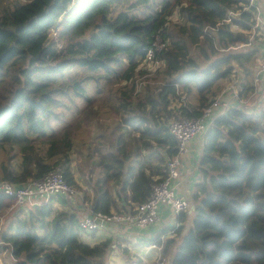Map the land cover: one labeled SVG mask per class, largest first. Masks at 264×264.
I'll return each mask as SVG.
<instances>
[{
  "label": "trees",
  "instance_id": "trees-1",
  "mask_svg": "<svg viewBox=\"0 0 264 264\" xmlns=\"http://www.w3.org/2000/svg\"><path fill=\"white\" fill-rule=\"evenodd\" d=\"M5 2L0 0L1 180L21 184L62 166L68 183L76 185L70 155L79 124L64 113L84 99L80 121L87 124L99 110L87 84L96 80L99 93V80L116 77L113 97L123 125L113 140L95 146L102 174L93 184L91 208L128 211L149 197L165 175L166 160L176 153L165 123L181 94L196 93L197 103L181 109L199 115L218 82L233 74V63L242 69L239 94L246 98L254 91L257 50L219 51L248 40L245 33L218 25L244 0ZM252 17L243 11L235 25L249 29ZM53 26L60 27L65 45L59 47L48 35ZM158 39L163 46L154 55L164 65L153 73L163 81L142 87L135 77L146 71L137 66ZM72 68L80 72L69 76L78 70L68 73ZM204 138L201 179L192 195L195 209L187 226L186 211L177 215L183 224L176 228L179 240L168 264H264V106L252 112L226 110L213 119ZM108 182L116 188L117 201ZM6 200L0 197V211ZM78 221L67 197L19 206L0 232V256L8 244L14 264H105L114 249L111 239L93 245L80 241ZM175 242L167 239L163 252Z\"/></svg>",
  "mask_w": 264,
  "mask_h": 264
},
{
  "label": "built area",
  "instance_id": "built-area-1",
  "mask_svg": "<svg viewBox=\"0 0 264 264\" xmlns=\"http://www.w3.org/2000/svg\"><path fill=\"white\" fill-rule=\"evenodd\" d=\"M239 5L235 10H228L227 18L224 19L223 22H219L218 25L223 23L227 25L233 18L239 19V16L243 11H249L252 13L253 24L249 31L248 41L241 45L251 49L256 47L260 51L255 65L253 82L257 83L259 73L264 74V12L260 11L257 0H244V2ZM171 18L177 19V14L172 15ZM59 31V26H53L49 29L48 35L57 41ZM257 38L260 39V44H256L254 41V39ZM57 45L59 47L62 46L58 41ZM162 46L163 43L158 39L155 43L154 49H149L145 53V56L140 60L137 69L154 72L156 69L163 66L164 62L161 59L155 58L154 55L155 50L161 49ZM238 48V45L234 47L232 46V49L238 50ZM237 78L239 79L240 76H237L236 79ZM237 93L238 90L236 89L234 96H237ZM184 98L185 96L181 95V100L178 104L171 105L173 115L165 123L168 132L175 139L176 153L166 160L164 168L165 175L161 181L152 185V191L149 197L142 203L132 204L131 209L128 211L111 210L108 213H104L100 211L94 212L89 209L79 217V231L93 233L104 229L109 225H117L119 227L124 225L135 228L146 227L156 223L158 212L163 206L168 207L176 215L189 208V201L180 197L173 187L174 181L180 174L181 159L186 153L188 144L192 138L205 133L208 127L207 122L212 116L208 120L205 119H207L211 113L213 115L218 109L226 111L236 106L228 104L221 98V96H215L201 109L199 115L188 116L183 109H181V107L185 105ZM248 100L239 98V107L243 109ZM73 194H75V190L66 180L62 166H56L39 179L30 180L21 184H15L0 179V197L3 196L7 200H11L15 205H18L23 209L40 206L48 202L53 196L70 197ZM178 226L179 224L176 223L173 227L155 235L153 240H150L145 244V248L147 250H153L156 255L157 260L154 264H168L169 261L165 259L161 253L165 241L168 238L167 234H170L171 237H173Z\"/></svg>",
  "mask_w": 264,
  "mask_h": 264
},
{
  "label": "rangeland",
  "instance_id": "rangeland-1",
  "mask_svg": "<svg viewBox=\"0 0 264 264\" xmlns=\"http://www.w3.org/2000/svg\"><path fill=\"white\" fill-rule=\"evenodd\" d=\"M20 1L25 2L27 0H6L5 3L12 5L13 2H20ZM235 19L237 18H233L232 21L229 24H227V26H230L231 30L241 31L249 37V31L251 30V25L249 26L250 27L249 29L240 28L238 25L237 26L235 25V22H234ZM57 41L59 44L65 45V42L63 41L62 38L57 37ZM245 42H238L235 45H232L233 47L238 45L239 46L238 50L232 49V46H230L226 48L220 47L219 51L221 53H226L229 51L233 53H237V52L247 51L251 49V48L241 45ZM254 49L257 50V55H258V49L256 47H254ZM195 54H196L195 50H192L191 55L194 56ZM233 66L234 68L232 72L234 71V69L238 67V65L233 63ZM77 69L78 68H72L68 71V73L71 71H76ZM144 71H146L145 74L141 76L136 75L135 77L137 79L136 83H138V85H140L141 83H142L141 85L142 87L147 85V83L158 85L163 81V77L161 75H155V73L150 72L149 70H144ZM79 72L80 70L78 69L76 73H72L68 75L75 76ZM229 78L230 76L226 79H229ZM222 82L224 83L225 81L221 79L218 82L216 86L218 87L216 93L222 87L221 86ZM99 84H100L99 93L95 92L97 85H98V82L96 80L87 84L88 93H90L92 96L91 101L93 102V104H97L99 106V110L92 113V116L87 118V122H88L87 124H84L82 121H80V119L82 118L81 111L84 109V107L87 106V102H85L84 99L78 100L79 106L74 107L73 105L70 104L71 109L66 110L64 113V116L68 121H77L75 119H78L79 127L77 129L74 149L70 155V160H71L70 170L72 172L73 179L76 183V185L74 186L72 185V187L74 188L75 191L76 190L78 191L76 193V195L78 194L76 197L80 198L82 196L83 199H90L89 195L91 194V190H93V184L97 178L101 177V174H102L101 167L97 164L99 153L98 151L95 150V146L100 140L103 142L105 141L110 142L111 140H113L114 136L117 135L120 130L118 127L120 125H123L122 110L117 109L118 102L113 97V94H115V90L119 86V82L117 81V78L112 77L109 80L101 79L99 80ZM181 95L185 96L184 98L185 104L197 103L196 93L194 92L183 93ZM210 96H213V95L211 94L208 97ZM176 100L177 101L173 102V104H178V102L181 100V96L177 98ZM211 116H212V113L205 120H208ZM63 121L61 122L63 123ZM2 157H3L2 154H0V158ZM106 185L111 188V185L109 182L106 183ZM85 186H87L88 189H85L84 188ZM55 206H58V203ZM18 207L19 206L15 205L11 200L5 201L4 207L0 211V232L6 228L7 224L12 218V215L15 213V210L18 209ZM173 223L174 222H172V224ZM167 237H171V235L167 234ZM117 246L118 248H117L116 253L115 252L113 253L112 251H108V253L106 254L105 264H127V262L129 264L139 263V261L138 262L135 260L132 261L130 257L127 256L129 251L123 252L121 251V249H119V245ZM10 251H11V247L8 246L7 244V249L0 256V263L14 264L15 259L11 256ZM161 254L162 256H164L163 250ZM170 254L171 252L169 253V255ZM147 261H149L150 264H154L156 262L155 261L154 263H152L154 261V257H153V261H152V257H150V260H147Z\"/></svg>",
  "mask_w": 264,
  "mask_h": 264
},
{
  "label": "crops",
  "instance_id": "crops-1",
  "mask_svg": "<svg viewBox=\"0 0 264 264\" xmlns=\"http://www.w3.org/2000/svg\"><path fill=\"white\" fill-rule=\"evenodd\" d=\"M257 4L259 6V9L261 12H264V0H257ZM256 44H260V39H254ZM258 49V48H257ZM259 49H258V55L255 59V62L253 64L252 68V80L254 82V74H255V65L257 63V58L259 57ZM237 76H240V78L236 79ZM241 76H242V69L240 67H237L234 69V73L230 76L229 79H223L225 82L221 83L220 90L215 94V96H221V98L226 101L228 104L232 106L239 107L238 99H244L248 100L245 103V106L243 109L247 112H251L254 109H258L264 106V74L259 73L258 82L253 83L254 84V91L248 96L243 97L239 94V85L241 83ZM238 90L237 96H234V92ZM214 96V97H215ZM239 96V97H238ZM243 107V106H241ZM223 110H216L212 118L207 122L208 126L211 124L213 119L221 114L224 113ZM205 142L204 134L203 135H197L189 142L187 151L183 155L181 159V168H180V174L179 177L174 181L173 187L176 191V193L189 201V208L186 210L187 220L185 222V225L187 226L189 224L190 218L193 214L192 205L195 206V201L192 199V195L195 191V184L200 181L201 176L198 170V159L201 154L203 144ZM144 153V151H142ZM155 178H158L156 176ZM85 189H88L87 186L84 187ZM111 191L114 194V199L117 201V191L115 187H111ZM78 191H75V194L71 195L69 198V201L73 204L75 209L78 210V218L81 217L84 213H86L89 209L92 210L91 204L94 199V190H91V194L89 195L90 199H83L81 196L80 198L76 197V193ZM65 198V196H62ZM60 206V205H59ZM111 210H114L112 208ZM170 218V219H169ZM169 219V221H168ZM173 219V221H172ZM172 222H174L172 224ZM176 223L182 225L183 222H179L177 219V215L173 213L168 207H161L158 212V218L155 224L149 225L146 227L141 228H135V227H129L124 226L119 227L117 225H109L105 227L104 229H101L99 231L93 232V233H84L79 231V239L80 241L93 245L95 243L104 241L106 239H111V246L114 248L112 252L116 253L117 248L119 245L120 247L126 249L128 252V257L133 261H139L137 264H150L149 261L150 257H154V263L157 258L153 250H147L145 248V244L153 240L155 235L158 233H161L165 230H167L170 227H173ZM179 225V226H180ZM167 239H174L176 241L173 245H171L166 252H163L164 258L168 259V261L171 260L172 255L175 251V245L179 238L177 237V233L173 237H168ZM120 249V248H119ZM122 251V249H121ZM171 254L169 255V253ZM167 255V257H166ZM141 260V261H140ZM147 263H146V262ZM127 264H129L127 262Z\"/></svg>",
  "mask_w": 264,
  "mask_h": 264
},
{
  "label": "water",
  "instance_id": "water-1",
  "mask_svg": "<svg viewBox=\"0 0 264 264\" xmlns=\"http://www.w3.org/2000/svg\"><path fill=\"white\" fill-rule=\"evenodd\" d=\"M192 209H193V210L195 209V206H194V205H192Z\"/></svg>",
  "mask_w": 264,
  "mask_h": 264
}]
</instances>
